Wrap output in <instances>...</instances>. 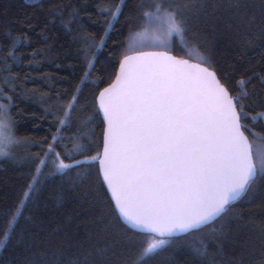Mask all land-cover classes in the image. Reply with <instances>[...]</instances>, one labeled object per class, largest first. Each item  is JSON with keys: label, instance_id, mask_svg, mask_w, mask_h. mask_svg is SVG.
Wrapping results in <instances>:
<instances>
[{"label": "snow or ice", "instance_id": "6c2138e0", "mask_svg": "<svg viewBox=\"0 0 264 264\" xmlns=\"http://www.w3.org/2000/svg\"><path fill=\"white\" fill-rule=\"evenodd\" d=\"M34 5L43 21L0 26V170L15 186L0 199V264H264V54L248 57L264 48V0L259 17L248 0ZM37 28L75 49L72 74L40 77L62 90L13 72L51 51L20 52ZM217 36L248 66L226 71ZM20 97L42 105L43 137L15 134ZM53 184L57 204L79 197L74 216L43 215Z\"/></svg>", "mask_w": 264, "mask_h": 264}, {"label": "trees", "instance_id": "16d2710c", "mask_svg": "<svg viewBox=\"0 0 264 264\" xmlns=\"http://www.w3.org/2000/svg\"><path fill=\"white\" fill-rule=\"evenodd\" d=\"M11 7L7 15L0 14V26L8 25L11 22V26L15 31L22 30L25 25L24 21L31 16L38 17L41 21L44 19V12L41 11L37 6L34 5V0H8ZM52 2H57V0H52ZM60 2L67 3L69 0H60ZM80 3L87 2L91 4L93 0H79ZM250 7H252L259 17V4L260 0H248ZM47 4L44 5L45 10L47 9ZM31 37V43L25 48L20 49V52L28 57L33 48L47 49L51 45V51L42 53L40 56L36 57L39 62V66L33 63L31 66L27 63V59L22 63H18L13 67V72L20 75L22 85L26 88H33L37 86L40 91L47 92L49 88L52 89L60 88L61 90L65 87V82L62 79H56L54 82L45 83L40 77L49 73L54 78L64 77L66 75L73 73L72 65L78 69V65L75 60V49L68 48L65 46L61 49L63 44L62 34L57 33V38L53 39L52 34L48 33V42L46 43L39 35V28L35 32L29 33ZM124 42H127V32H125L124 37H122ZM257 43H260L258 40ZM215 46L217 50L218 58L227 71L229 70V65L235 64L238 67H247V60L240 61V50L234 45L230 46L226 43L223 37L217 36L215 40ZM264 54V48H257L252 52L248 53V57L253 63H258L260 61L261 55ZM59 64L60 67L57 68L56 65ZM25 75L35 78V84L33 80L24 81ZM88 93V89H85V94ZM19 109V113H17ZM35 114V115H34ZM12 115L18 120V129L15 130V134L18 136H33L35 138L43 137L46 134L47 122H44V127H35V125L40 124L39 117L43 115V108L40 103L37 102L36 97L24 98L20 97L12 109ZM258 133L261 132L260 128L256 130ZM250 139H253L250 137ZM260 141L254 140V147L258 146ZM35 150V149H34ZM11 172H3L0 170V199H8L15 195V186L12 181L8 179ZM55 189V184L47 188L44 194L41 196V204L47 205L42 208V213L47 218L53 219L55 221H61L64 217L68 215H75L76 212L80 211L79 208V197L73 195L69 199L65 200L62 204H57L53 197V192ZM78 222L74 219L72 222V231L74 233L82 234L83 225L79 229L76 228ZM78 238V236L74 237ZM57 239H62L58 237ZM5 255L2 250H0V256ZM259 253L253 254L252 260L258 259ZM184 259V258H182ZM157 264V262H154Z\"/></svg>", "mask_w": 264, "mask_h": 264}]
</instances>
